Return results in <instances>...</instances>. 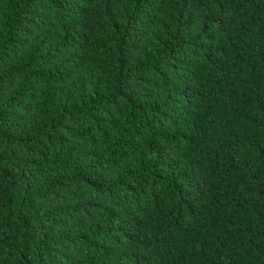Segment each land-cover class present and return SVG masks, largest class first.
Segmentation results:
<instances>
[{"label":"trees","instance_id":"obj_1","mask_svg":"<svg viewBox=\"0 0 264 264\" xmlns=\"http://www.w3.org/2000/svg\"><path fill=\"white\" fill-rule=\"evenodd\" d=\"M0 264H264V0H0Z\"/></svg>","mask_w":264,"mask_h":264}]
</instances>
